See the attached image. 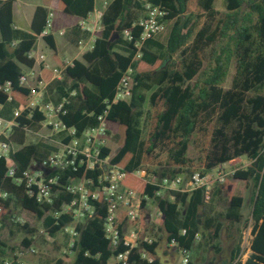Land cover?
I'll return each mask as SVG.
<instances>
[{
  "label": "trees",
  "instance_id": "trees-1",
  "mask_svg": "<svg viewBox=\"0 0 264 264\" xmlns=\"http://www.w3.org/2000/svg\"><path fill=\"white\" fill-rule=\"evenodd\" d=\"M14 1L0 0L1 119L10 120L16 109L26 107L35 82L41 81L46 84V93L54 94L58 101L67 99L60 120L79 136L96 126L97 116L104 113L120 78L130 67L129 98L110 106L105 145L100 150L101 158L125 173L122 189L156 200V188L136 178V171L145 169L155 179L178 175L187 178L193 173L206 175L236 159L250 161V166L233 172L222 185H215L208 199L203 189L158 198L159 217L152 226L160 228L169 253L161 252L160 238L152 239L150 244L141 240L129 251L128 264H172L179 259L180 249L189 253L187 264H200L197 257L205 250L213 251L205 264H231L239 251V226L244 218L242 195L246 190L251 194L252 240L244 264H264V0H224L223 12L215 11L214 0H113L104 11L92 48L80 60L64 65L53 54L51 60L62 72L60 79H53L51 71L39 67L36 80L24 85L20 84L24 74L21 67H34L28 55L46 26L48 12L84 19L95 0H44L46 5L35 8L30 33L15 27ZM145 2L162 9V22L168 30L164 41L156 39L160 34L144 42L137 59L134 43L140 30L136 23L144 16ZM204 21L209 24L198 29ZM124 31L129 32L130 41L124 40ZM42 40L55 51L50 34ZM207 51L210 62L203 70ZM232 64V84L224 90L221 85ZM42 120L37 112L31 117L24 112L15 119L10 142L21 148L11 160L18 172L32 168L34 162L55 151L43 143L26 144L27 132L38 131ZM190 143L195 160L187 158ZM73 169L77 168L66 172L72 174L71 179L83 177L81 171L72 173ZM5 170L6 163L0 159V235L5 222L11 220V211L21 210L35 216L44 233L53 239L54 248L61 251L63 247L55 238L61 234L67 244L64 230L74 223L69 214L58 218L53 214L70 196L61 193L53 204L40 205L27 196L23 187L4 178ZM96 176L97 172H88L85 178ZM65 181L66 174H60L59 183ZM213 190L223 201L222 212L212 213L209 200ZM146 204L142 202L137 221L141 236L147 234ZM94 205L93 217L76 226L79 237L72 254L61 251L56 264H109L125 251L121 244L112 248L105 238L101 197ZM14 225L27 236L20 249L33 245L36 229L26 222ZM129 226L120 212V234ZM221 238L227 242L229 251L225 253L219 245ZM171 243L174 245L169 246ZM7 251L11 255L17 250L0 240V264H17L10 261Z\"/></svg>",
  "mask_w": 264,
  "mask_h": 264
},
{
  "label": "built area",
  "instance_id": "built-area-1",
  "mask_svg": "<svg viewBox=\"0 0 264 264\" xmlns=\"http://www.w3.org/2000/svg\"><path fill=\"white\" fill-rule=\"evenodd\" d=\"M113 0H95L94 7L84 19H80L77 28L89 35L88 42H78L79 56L92 48L94 42V34L100 30V22L104 11ZM144 16L141 17L136 27L139 28V38L135 41L136 49L135 58H140V50L144 42L154 39L166 30V25L162 22L165 13L159 7L150 5L145 2L143 5ZM53 12H48L46 18V26L42 37L50 34L53 28ZM62 35L63 33H59ZM124 40L130 41L128 31L123 32ZM28 58L33 59L35 64L52 72L53 79H60L62 72L55 67L50 58H46L42 54L33 55L29 53ZM64 65H69L64 63ZM36 72L28 69L20 78V84L24 85L28 81H35ZM132 75V69L129 67L117 85L116 92L110 103L106 105L104 113L97 116V124L94 127L87 128L81 135L75 136L74 129H67L61 122L60 116L65 114L63 105L67 99H62L57 104L45 102L46 84L41 81L35 82L34 90H32L26 107L16 109L13 118L4 120L0 118V159L6 163L4 178L10 180L14 185L24 188L28 197H33L36 203L40 205H51L61 193L70 196L67 203H63L59 210L53 214L55 218L60 215L69 214L73 226L65 228L64 233L68 236V241L62 254L71 255L72 248L79 237L76 226L84 223L87 219L93 217L95 213V205L99 197H101L105 209L104 233L105 238L109 241L112 248H117L119 244L125 248L123 253L112 258L113 264H128V253L134 249L142 240L150 244L152 239L148 236H141L142 228L137 224L141 214L142 202L152 201L146 195H141L134 191L124 190L121 183L125 177V173L119 169L109 165L107 158L100 157V150L105 145L106 136V116L112 104L125 101L130 95L129 77ZM7 87L5 91H7ZM74 96L75 93H71ZM27 112V117H31L33 112L40 113L43 120L41 127L48 130L47 136L41 137L37 132L34 135V144L36 140L44 139L46 145L55 149L52 153L46 155L39 163L34 162L32 168L18 172L16 166L11 160V155L18 151L17 144L10 142L13 128L16 126L15 119L22 113ZM30 133V132H28ZM53 137L58 139H53ZM68 139L67 142L65 140ZM39 143V142H38ZM70 168L72 173L81 171L83 177L72 178L71 173H66ZM50 172L45 175V172ZM97 172L95 179L85 178L86 173ZM55 173V174H53ZM66 174V181L61 185L59 183V175ZM134 176L143 183L152 185L156 188L154 197L162 198L172 192L189 193L198 189H203L208 199L210 191L215 185H222L229 176L224 165L217 167L206 175L193 173L189 177L178 175L171 178L155 179L147 170L141 169L134 173ZM123 212L127 223L130 224L122 234L117 228V220L119 213ZM13 223L24 224L19 217L13 215L11 220ZM251 223V220H249ZM250 226L242 234L239 243V251L231 264H244L250 255V243L252 236L250 235ZM184 234V231H182ZM171 243L169 246H173ZM37 254V248L31 245L28 248L20 249L11 253L10 261L17 264H27L25 259L30 255ZM181 264H187L189 253L183 249L179 250ZM8 262V261H6Z\"/></svg>",
  "mask_w": 264,
  "mask_h": 264
},
{
  "label": "rangeland",
  "instance_id": "rangeland-1",
  "mask_svg": "<svg viewBox=\"0 0 264 264\" xmlns=\"http://www.w3.org/2000/svg\"><path fill=\"white\" fill-rule=\"evenodd\" d=\"M22 2H26L27 9H28L27 11L29 13L31 12L32 8H35L36 6L46 5L44 0H16L15 5L20 6ZM224 6H225L224 0H214L215 11L223 12L225 10ZM15 18L17 21L18 20L17 16ZM79 21L80 20H78L76 17L64 15V14H61L58 12H53V20H52L53 28L51 31L55 35L56 40L59 41V40L63 39V38H59L57 36L58 30H63L65 32L66 28L70 25V23L75 24ZM206 24H209V21H204V22L199 23L198 29H200L203 25H206ZM167 28L163 34H161L159 37L156 38L158 41H164V37H165L166 32L168 30ZM80 33L88 34V33L83 32V31H80ZM81 40H82V43H84L85 41L88 40V37L84 40L83 39H81ZM76 46L78 48L81 47V45L78 46L77 43H76ZM42 47H44V43H43L42 39L37 38L36 45L32 51V54L37 55ZM42 51L45 52V57L49 58L47 56L48 52L45 51L44 49H42ZM63 58H70V55H66ZM209 59H210L209 58V51H207L205 53V57H204L203 70H206L207 67L209 66V62H210ZM21 68H22V70H24L23 67H21ZM233 76H234V65L232 64V65H230V68H229L227 76L224 80V83L221 85V87L224 90L230 88V86L232 84ZM47 97H49L47 102H50L52 104L58 103L57 100L54 101L53 96L51 97V95L48 93H46V98ZM11 118H13V115ZM37 127L39 129L38 131L30 130V133L27 132V138H26L27 143H34L33 133L37 132L41 137L47 136L49 134V131L42 128L41 125H38ZM53 139H58V138L53 137ZM37 141L39 143H46V141L44 139H40V140L38 139V140H36V142ZM187 158L192 159V160L196 159V155L194 154L193 146L191 143L189 145V149L187 152ZM228 178H230V176H228ZM245 194H248L247 190L244 192V195ZM244 195H242V196L244 197ZM157 200L158 199H156V200L153 199L152 201L147 203V208L145 210V214L147 217V220H146L147 234H146V236L150 237L153 240H155L156 238H160L161 239V241H160L161 252L162 253H169V250L167 249L168 245H166V243H165L163 233L160 231V228L158 226H154V227L152 226L153 225L152 223H154V221L156 219H158V217H159V210L157 208ZM220 207H221V209L223 208L222 205ZM241 213L243 214L244 218H243L242 224L239 226L238 245L240 243L241 236L246 231L248 225L250 226V229L252 230V222L249 223L250 206H246L245 208H242ZM10 215L11 216L15 215V216L19 217L22 221L26 222L27 224H29V226L31 228H34L37 231L35 237L32 238L33 245L35 244L34 246L37 248V254L28 256L25 259L26 263L27 264H56V261L58 259H60L61 251L64 249V246L66 244V240H65L64 236L61 234H58L55 238V242L58 245L63 247V248H61V251H57L52 244L53 239L49 238L44 233V230L41 226V223L36 220L34 215L27 213V212H24V211H21V210H12ZM151 227H153V228L151 229ZM250 235L252 236L251 232H250ZM234 236L237 238L236 234H234ZM24 237H27V236L22 231L18 230L12 221L5 222L4 229L2 230L1 235H0V240L8 248H14L17 251L20 250V247L22 246L21 243H22V240ZM34 241H35V243H34ZM226 243L223 241V238H221L219 245L221 247H224V253L229 251L226 247L227 246ZM7 254L10 255V251H7ZM212 256H213V251H211V250L206 251L205 250L203 252L201 251L197 258H198L199 263L205 264L207 257L211 258ZM193 257H195V254L193 255ZM168 259H170V258H168ZM177 260H178V264H181V258L179 257V259H177ZM169 261H171V260H169ZM109 264H113V260H110Z\"/></svg>",
  "mask_w": 264,
  "mask_h": 264
},
{
  "label": "crops",
  "instance_id": "crops-1",
  "mask_svg": "<svg viewBox=\"0 0 264 264\" xmlns=\"http://www.w3.org/2000/svg\"><path fill=\"white\" fill-rule=\"evenodd\" d=\"M15 1L13 2V7H12L13 21H14L15 27L19 30L30 33V22H31L33 13L35 11V8L37 6L35 8H32L31 12L29 13L27 11L28 9H27L26 2H22L20 6H16ZM16 16L18 19L17 21L15 18ZM72 17H74V16H72ZM77 19L80 20L79 18H77ZM77 24H78V22L75 24L70 23V25L66 28L65 32L63 30H58L57 36L59 38H63L62 40H59V41L56 40L55 35L51 31L50 35H51L52 42L55 46V51H52L51 49H49L48 46L43 42L44 47L41 48V50L38 52V54H42L45 56V52L42 51V49H44L45 51L48 52L47 56L50 58V60H51L52 55L56 54L57 58L62 63H68L69 65L72 63L73 60H80L81 56H79V53H78L79 48L76 46V43L78 44V42H81L82 41L81 39L84 40L87 37L89 38V35L80 33V30L77 28ZM59 33H63V34L60 35ZM87 42H88V40L85 41L84 43H87ZM66 55H70V58H63ZM52 63H53V61H52ZM39 67H41V66H39L36 63V64H34V67L32 69L35 70L36 72H38ZM23 72L27 73L28 69L24 68ZM52 96H53V100L56 101L57 97L55 95L51 94V97ZM48 99H49V97L46 98V95H45V102H47ZM57 102H59V101L57 100ZM26 144H34V143H27V139H26ZM20 148H21V146L17 145L16 149L19 150ZM248 166H250V161L243 159V158L236 159V160L231 161L227 164H224V168H225L226 172L229 173V176H231L233 174V172H235L236 170L244 169ZM213 191H214L213 197L211 200H209L210 205L213 207L212 213L222 212L223 208L221 209L220 206L221 205L223 206V201L220 199V197L218 195H216V190H213ZM250 200H251V194L248 192V194L244 195L243 208H245L246 206H250V209H251V201ZM146 208H147V204H146ZM242 216H243V214H242ZM198 240H199V238H197V242H198ZM161 258H162V261L166 260L164 257H161ZM191 259H193V257H191ZM210 259H211L210 257H207L206 261L210 262ZM172 264H178V260H174V262H172Z\"/></svg>",
  "mask_w": 264,
  "mask_h": 264
},
{
  "label": "water",
  "instance_id": "water-1",
  "mask_svg": "<svg viewBox=\"0 0 264 264\" xmlns=\"http://www.w3.org/2000/svg\"><path fill=\"white\" fill-rule=\"evenodd\" d=\"M49 173H50V172L47 171V172H45V175H48Z\"/></svg>",
  "mask_w": 264,
  "mask_h": 264
}]
</instances>
